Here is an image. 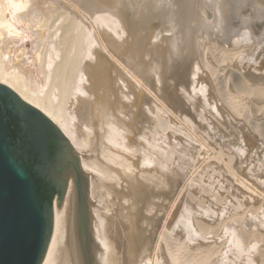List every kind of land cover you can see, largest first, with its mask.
<instances>
[{"label":"rangeland","instance_id":"374dc122","mask_svg":"<svg viewBox=\"0 0 264 264\" xmlns=\"http://www.w3.org/2000/svg\"><path fill=\"white\" fill-rule=\"evenodd\" d=\"M72 1L73 0H70L69 2H72ZM78 1H79V3L75 0V2L77 3L76 5L80 9V11H82V12L85 11V15L86 16L88 14H89V16L92 14V16L89 17L90 19L91 18L93 19V14H95V13L98 14L100 12L102 13V11L104 13L105 11L108 12V10H110V11L112 10L111 11L112 14H115L116 12H120V13H118V15H119V17L122 16L121 19L124 22L123 26H124V30L125 31L124 32L122 31L121 35L118 36L119 35L118 34L117 36H115V38H117L121 43L122 42L123 43L126 42V45L127 46L129 45L127 47V46H125V44H122V45L125 46L126 49L124 48V46H123V48L125 49V51H126L127 54L128 53H132L133 54V50L134 49L136 50L139 47L142 48V49L139 48V50L141 49L140 51H144L143 52V55H144V53H146V51L147 52H148V50H149V52L151 51L152 53L150 52V54H145V55H147L150 58L153 57L151 54H153V51L155 49H156L154 51L155 54H156V52L158 53L157 57L156 56H155L156 58L153 57L152 58L153 61L150 60V62H149V59L150 58L149 59H146V56H144L145 57V61H143V59H144L143 55H140L143 58L137 56V55H139L137 52L140 53V51H137V50L135 51L136 53H134V54H136V55H134V56H137L138 58H136V57L134 58V56H133L132 58L130 57V59H129L126 56V54L121 55L122 54L121 52H120L121 54L120 53H117V56L116 55L114 56V58L116 60L118 59V61H117L118 63L119 62H124V64H125V62H126L127 64L124 65L122 63H119L120 68L122 67V69H120V68L119 69L121 71H125V72H122L121 73V71L120 72L117 71L118 73H120V80H119V82H120L121 85L119 86L118 91H117L116 88H115L114 91H112V95L110 96V100L108 99L109 101H112V105L113 106H115V104H116V106L118 105V109L114 108V110L109 114L110 116L112 115V117H108L107 119H105L104 120L105 123H104V121H101L100 124L97 123V122H95V120H96L95 117L89 118V117H87L88 115H86L84 112L83 113H80L79 111H76L75 110V112L72 113V111L70 110V108L68 110V113L66 111V114H65L66 120H68V122L70 121L69 124H71V126L74 128L73 130H74V133L76 134V139H77L75 141H76V145L79 147V149H76V147L74 148V146H72V147H73V149L76 152V155H77V158H78V164H79V166L81 168L82 175H83L82 177L83 178L86 177L85 178L86 180L83 181V183H84V185L86 187V192H85L86 194H84L81 197L82 198V201L81 202H79L78 198L75 197V184L72 183V186H71L72 187V190H73V197H72L73 198V207H72V211L75 212V213L73 212L74 213V217H75L74 218V221H75V227H76V230H77V233H78L77 234V237L79 238V240H78V242H79L78 243V246H80L79 247V250H80V263L81 264H120L121 263V262L120 263L118 262L121 259V256H119L120 255L119 254L120 251H118L120 248H117L116 246H114V245H117L116 242L113 245V243H112L111 239L109 238L108 234L105 235V233L108 232V227H107L108 224L106 225V223H107V221L109 223V218L107 216L108 214L106 215L105 210L103 209L104 208V205H103L104 203H102V201L100 199V197H101V195H100L101 194V190L98 189V188L96 190V188L94 187L95 188L94 191H93L94 194L93 195H92V193L90 194V191L89 190H92V188L90 189V187H89L90 184H89V181H88V178H87V173L86 174L83 173L84 172L83 171L84 168L81 165V163H82V159L81 158L82 157H80V155L83 156V158H85V161L87 160V163L89 165V168L95 167V165L98 164L100 161L98 162V158L97 157L95 158V155L92 156L95 153L91 154L92 152H94V150H93L92 147H90V146H92L91 145V141H89L87 139V136L90 135L91 133H94L92 135V136H94V135H96L94 131L99 132L100 130L102 131L101 133L104 136V135H106V133H109L110 132L108 128H110V127L113 126V125H111L112 122L113 123L115 122V123H119V124H124L125 123V120H127V122L128 121L129 122L128 123L126 122L127 126L125 127L126 129H124V131H123V132L126 133L125 134L126 135L125 136L126 138L125 137H124V139L121 138V139H123V140H121V143L122 142L126 143L128 145V149L126 151H124L123 148L120 146L121 144H119L117 146H118V148L121 149V151H124L128 155V163H130V164H126L125 166H128L129 170L130 171L133 170L132 172H134V175L136 174L135 175L136 177L138 176V177H140L144 181V185L146 186L148 192H150V194L152 195L151 198L149 197L151 195L148 194V196H147V198L149 197V199H150V201L148 202L150 205L147 202H145L144 200H140L139 201L135 197L133 198L134 202L139 201V203H141V202L143 203V207H140L139 209H143L142 211L145 213L144 214L145 218L147 217V219L149 221H151V222H148L147 221L148 225L146 227H148L147 228L148 230L145 232L148 235H151V236H148L147 234H145V239H146V235H147V237L149 239L151 237V239H150L151 241L148 240L149 241V245L145 247L144 253L142 252L143 251L142 250V247H140L141 249L138 248V250L135 249L134 254L136 256H138V255H140V256H138L137 261H134L133 264H137L138 262H139L138 264H145V262H146V264H161L160 263L161 261H162V263H163L164 260L165 261H167V260L169 261V259L167 258V256L170 259H172L171 256H170V254H167L168 253L167 251L165 252V250H162V252L163 251L165 252V253L164 252L162 253L161 250H160V247H159V246H161V248H163L162 245H160V244H162L161 242H163L166 237H167L166 240L168 242L171 241L173 243V245H175V248H178L179 247L178 250L181 249L182 251H188L189 253H191V255L194 254L195 256L196 255L199 256L200 254L203 255L204 253H205L204 255H206V252L208 251L207 253L211 254V256H207L206 260L208 261V259H209L208 262H210V263L206 262L205 264H264V252H262V251H264V231H263V229H264V216H263V212H264V198H263L264 197V192L262 193V192L259 191V190L264 191V188L262 190V187L264 186V180H262L264 178L263 177L264 176V169H263L264 168V149H263L264 148V125L261 124V123L264 124V120H263L264 119V97H263L264 96V46L261 47L262 45H264L263 44L264 43V40H263L264 39V6H263L264 5V0H208V1L207 0H199V1L198 0H174L175 2L177 1L176 3H174L173 0H170V2L169 1H166V0L165 1H163V0H156V4L154 3L155 0H151L152 2L150 0H148L149 1L148 3H147L146 0H143L144 2H142V0H137V1L136 0H119V1H117V0H112V1L111 0H107V1L106 0H103V1L102 0H95L94 1L93 0L95 3L92 2L91 0H89V1H91L90 7L88 5V3H89L88 0H86L85 3H83L84 2L83 0H82L83 2L81 0H78ZM132 1L134 3H136V2L137 3L136 4H133V3H131ZM138 2H140V3H138ZM168 2L171 5H169ZM212 2H215V3L213 4ZM82 3H83V5H82ZM86 3H87V5H86ZM143 3H144V5L146 7L143 6ZM149 3H150V8H149V5H148ZM157 3H158V5H157ZM191 3H193V4H191ZM139 4L140 5L142 4V5L140 6ZM181 4L183 5V7H181ZM79 5L81 7H84V9H85V7H87L86 10L87 9H90L91 10V14H90V10H88L89 12H87L83 8L81 9L79 7ZM163 5H166V7H163ZM206 5H208V6H206ZM130 6H135V7H138L139 6L141 8H135V7L134 8L133 7L130 8ZM168 6H172V8L171 7H168ZM179 6L181 7V9L184 8V6H187L188 8H190V6H191V9H189L190 10V13H189L188 8L185 7L184 9H186V13L188 12L187 15H186V13L184 12V10L182 11V10L179 9L180 8ZM246 6L247 7L249 6L248 9L246 8ZM91 7L92 8H95V9H92ZM96 7L97 8L99 7L98 8L99 10L96 9ZM121 7H123V8H121ZM151 7L152 8H155V9H152ZM173 7H176V8L179 7V8L176 10V8H173ZM119 8H120V11H119ZM193 8H194V10H193ZM220 8H221L222 11L223 10L224 11L222 12L220 10ZM257 8H259V9H257ZM166 9H168V10L170 9V10L168 11ZM134 10H137V11H134ZM157 10L160 13H158ZM178 10L182 11L183 13H181L180 11L178 12ZM218 10L221 13L220 12H217ZM131 11H133V12H131ZM166 11H167V13H166ZM170 11H174L175 13L170 12ZM152 12H153V14H152ZM177 12L179 14H183V16L181 15L182 16L181 17L179 14L176 15L177 17L176 16H173V14L175 15ZM242 12H244V13H242ZM147 13H149V15L151 14V16L147 15ZM165 13L167 15L169 14V16H170V13H171V15L173 16V19L174 20H177V21H174L173 19H170L169 20L168 16ZM184 13H185L186 16H190V18L191 17H193V18H191V20L190 19H187V22H186L185 21L186 19L184 18V16H185ZM191 13H193V14L195 13V14L193 15ZM131 14H135V15H131ZM141 14H142V16L145 15V16H143L144 18L141 16ZM129 15H130V17H128ZM154 15H156V16H154ZM132 16H135V17H132ZM137 16L138 17L141 16V17L138 18ZM172 16H170V17L172 18ZM178 16L181 17V18L178 19ZM221 16L223 17V19H221ZM123 17H125V18H123ZM164 17H165V20H164ZM174 17H176L177 19L174 18ZM182 18L185 19V20H182ZM186 18H188V17H186ZM195 19H197V20H195ZM154 20H155V22H154ZM181 20L183 22V25L182 24H178V26L176 25L178 27V28L176 27V31L178 33L176 31L174 33V30H173L174 28L173 27H175L174 26L175 24L172 25V24H170L171 22H169V21H172L173 23H179V22L182 23ZM188 21H191V22H188ZM18 22H19V20L17 19L16 20V24H17L16 27L17 26L20 27V28L17 27V30L19 29L18 30V33L20 32V34H21V31H23L24 34L22 35L21 39H19V41L15 44V46H16V47H14L15 49L14 48L13 49H6V50L3 49L5 52L3 53L4 55L3 54L2 55L5 57L6 67L8 68V70L17 72L19 75H22V77H23L22 79H23V82H24V83L23 82L22 83L24 85H27L30 89L32 88V91L38 93L41 90L42 92L40 91L39 94L40 95H43V94L45 95V94H47V92L49 90V86L46 85V84H48V81H46L47 80L46 79L47 74H46L45 71L42 72L43 74L40 72V71H43L45 68L43 69V67L41 65L34 66L33 63H32V61H31L32 58H30V59L28 58V57H32V55L28 51L29 48H30L29 50L31 51V44H30V41H31V38H30L31 30H29L30 28H27V26L29 27V25H27L24 21H21L20 20V22H21L22 25L20 24V22L19 23ZM129 22L132 23V24H129ZM157 22H159V23H157ZM255 22H256V24H255ZM156 23L157 24L162 23L163 25L161 24L159 26ZM226 23H227V25H225ZM167 24H170L173 27H170V25H169V27H167L168 26ZM184 24H185V26H184ZM131 25H132V27H130ZM133 26L135 28V31L134 32H137V30L139 29V27H140L139 32L140 31L142 33L144 32L143 34L141 32L139 33L140 36L143 35V38L141 37L142 39H139L140 41L139 40L138 41H134L133 39H135V38H133V37L129 38L131 36V34H130L131 30L134 29ZM154 26L157 27V28L154 29ZM161 26H164L165 28L164 27H161ZM183 26H184V29H183ZM220 26H223V27H220ZM158 27H160V29ZM24 28L25 29L27 28V29L25 30ZM152 28H153V31L158 29L157 30L158 32L159 31H163L164 29H165L164 31H167L168 30L167 32H169V34L167 32H164V33L161 32L162 35L166 33L167 36L166 35H163L162 36L160 34L166 40V41H164V39H163V41H164V44L163 45L162 44H159V45L158 44L157 45L155 44L156 43L155 42L156 39H157L156 41L159 42V40L162 39V38H161V36H159V33H157L158 36L156 34H155L156 36L155 35L152 36L153 35V33H151ZM180 29L181 30H184L185 31V34L182 31L180 32L179 31ZM145 30L146 31L151 30V31L146 32ZM157 31H155V32H157ZM231 31H232V33H231ZM29 33H30V35H29ZM173 33L174 34H177V35L175 36ZM13 34L15 35L16 33H13ZM17 34H16V36L18 37L19 34L18 35ZM178 34H180V35H178ZM28 35H29V37H28ZM147 35L148 36L151 35L152 37L151 38L150 37H147ZM230 35H231V37H230ZM189 36H190V38H188ZM173 37L174 38H177V40L175 39L176 42H174V40H173V43H170L172 41V38ZM178 37H182V39L183 40H186V41L183 42V40L181 38L178 39ZM236 37H238V38L236 39ZM125 38L128 39V40H130V41L127 42L125 40ZM145 38H147V39L150 38L152 40V42L154 40V42H155V43L153 42L154 45L152 44L151 40L147 44L145 42V41H147V39H145ZM225 38H227V39H225ZM163 41L160 40V42H163ZM168 41H170L169 44H172L171 45L172 46L171 48L168 46V44L165 47V45H166V43ZM236 41H237V43H236ZM177 42H179V43L181 42V44H184L185 47L183 45L180 46L179 43H177ZM199 42H202V43H199ZM232 42H235V43H232ZM22 43H25V44H22ZM19 45L20 46L23 45V46L27 47L26 48L27 49V52L21 54L20 51H19V48H21V47ZM130 45H131V48H130ZM137 46H139V47H137ZM176 46H180V47H178V49H177ZM133 47H137V48H134L133 49ZM167 47L169 48V50L171 52H173V54L168 51V48ZM145 48L146 49L148 48V50H145ZM164 48H167V49H164ZM171 49H173V50H171ZM247 50L249 51V53H247L248 52ZM181 51H183L182 52L183 54H181L182 55V58H181L180 53H179ZM193 51H195V52H193ZM176 52H177V54H176ZM237 53H239V54H237ZM28 54L30 56H28ZM159 54H163V57L164 58H166L168 56L167 58L171 61V62L169 61L170 63L168 62L170 65H177V67L179 65V68H180L181 73H182V71H186L187 70L186 73L193 74L192 77L194 75H195L194 77L197 76L198 77L197 78L198 81H201V83H203L202 84L203 85L202 86L203 88H200V86H198L197 88H200V89H197L194 86L192 89H190L191 86L193 85V84L192 85L190 84V88H189L190 90L189 89L186 90V87H185L186 86V83H187V81H190V80H186V79H188L187 77H189V75L186 74L185 72H183L184 75L182 76V79L185 77V79H183V80H186L185 81L186 83L183 80H181V82H180V79L181 78L179 79V77L177 76L178 79H179V81L177 80V78H176V80L179 83H177L178 85L174 88V91L176 93H178L177 94L178 95V99L175 100V102H176L175 103L173 97H170L169 95L167 96V94H165L166 92H162L163 90H165V91H172V90H170L171 87H169L168 84H170V81L173 82L172 80H174V78H172V80H171V77H170V79H168L169 81L167 80L168 82L167 81L166 82L165 81L164 82L162 81L164 85L166 84V87L163 88V90H160V89H162V87H164L163 85H162V87H161V85H159V86L156 85L155 86V84L158 83L157 78L160 77L161 74H162V72H164V70L167 69L166 66H164L163 63L162 64L159 63V61L160 62H164L165 61V60L163 61V59H161L162 57L159 58L160 56H162V55H159ZM169 54H172V55H169ZM173 55H174V57L175 56L177 57V58L176 57L175 58L173 57V59H175L176 62L175 61L173 62L170 59V57H169V56H171V58H172ZM178 55H179V57H178ZM183 55H184V57H183ZM118 56H119L120 59L118 58ZM123 57H125V58H123ZM27 58H28V61H27ZM157 58H159V59H157ZM167 58H166V61H168ZM121 59H123V61H119ZM124 59H126V60H124ZM141 59H142V61L145 64H142L143 62L141 61ZM136 60H138V62ZM206 60L209 61V62H206ZM156 61L158 62V64H160L159 66L158 65L155 66L156 65ZM194 61H196V62H194ZM200 61H201V64H200ZM148 62H149V64H148ZM131 63L132 64L134 63V65H132ZM146 63H147V66H146ZM150 64H152V65H150ZM30 65H31V67H30ZM142 65L144 67H142ZM182 65H184L183 66L184 69H186V67H187V69L184 70L183 67H181ZM185 65H186V67H185ZM224 65L227 66V67H223ZM162 66L165 67V68L164 69L161 68L159 70V68L162 67ZM213 66H214V68H213ZM221 66L223 67V69L221 68ZM27 67L33 69V73H32V70L31 69H28ZM129 67H131L130 68L131 70L132 69H135V70H132L133 73L131 72V70L129 69ZM148 67H150V68H148ZM219 67H220V70L221 71H225L226 70V72H222L223 73V76H221L222 75L221 73H220L221 75L219 74L220 77L217 74V72L220 71V70H218ZM37 68H38V70H37ZM206 68H207V70H208V68H210V69H212L214 71V74H212V76H214L215 79H217L219 77L218 78V81L219 82L217 80H213V77H210L212 79H210L208 77L207 81L204 82V80H205L204 77H207L206 76V74H207L206 72L207 71H205ZM229 68H232V71ZM126 70H127V73H126ZM139 70H141V71H139ZM136 71H138V72H136ZM157 71L158 72L160 71L159 74H158ZM154 72H156L157 74L154 73ZM34 73L37 76H35ZM145 75H147V76L151 75L150 77H152V78H148V77L146 78ZM27 76H28V78H27ZM134 76H135V78H134ZM137 77H139V79H137ZM190 77H191V75H190ZM147 79H149V80H147ZM143 80H147V81H143ZM208 80H210L211 82L208 81ZM140 82H142V83H140ZM149 82H151V83H149ZM212 82H214V83H212ZM150 85H152V87H156L158 89L160 88L159 89L160 91L158 89H157V91L159 92V94L161 92L162 95H158V96L157 95H153L152 93L154 92V94H155V90L156 89L154 88V89L151 90V88L149 87ZM250 85L253 86V87H251ZM209 86H211V87L209 88ZM36 87H37V89H35ZM187 87H188V85H187ZM261 87H263V88H261ZM39 88H43V89H39ZM216 89H217V92H216ZM194 90L195 91H197V90H200V91L203 90V91L198 92V94H195L196 93L195 92L194 94L196 96H194V94L193 95L191 94L192 95L191 96L189 93H191V92L193 93ZM247 90H248V92L250 90V92H249L250 95L247 92ZM130 91H133V92H130ZM137 92H139V93H137ZM124 93L126 94V96H125L126 99L123 96ZM232 93H233V95L235 93H237L236 96L234 95V98H233ZM242 93H243V95H242ZM140 94H142L143 97H142V95L140 97ZM156 94H158V93H156ZM188 94L192 98H189L188 97L189 96ZM227 94L229 96L231 95L229 97L230 99H228V97H226V96H228ZM163 95L166 98H164ZM244 95H247V96H244ZM260 95H263V96H260ZM144 96H146L147 98H144ZM154 96H155V98H154ZM161 96L164 99H162ZM254 96H256V98ZM257 96L258 97L260 96V97L258 98ZM157 97L160 98V100L164 104ZM240 97L242 99H239ZM90 98L93 99V96H91ZM199 98H201V99H199ZM225 98L228 101L227 100H224ZM95 99H97V98H95ZM170 99H172V100L169 102L168 100H170ZM234 99H236L237 101H235ZM254 99H257V101L254 100ZM260 99H263V100H260ZM133 100H134V102H130V101H133ZM138 100L139 101L142 100V101L139 102ZM204 100H206L207 102L204 101ZM250 100H251V102H250ZM128 101H129V103H128ZM188 101H189V103H187ZM171 102H172V104H171ZM177 102H178V104H177ZM197 102L198 103L200 102V103L198 104ZM227 102H230L229 105L227 104ZM231 102H233V103H231ZM234 102H236V103H234ZM239 102H241V103H239ZM173 103H175L177 105H175V104L173 105ZM125 104H128V105H125ZM202 104H204V105H202ZM232 104H235V105L236 104H240V106L239 105H236V107H235V105L232 106ZM129 105H131V108H129L130 107ZM136 105H138V106H136ZM157 107H159L161 110L163 108V110L161 111ZM233 107H235V108H233ZM138 109H140L141 112H142V110L144 111V114H142V116L141 115H138V113L141 114V112H139L140 110H138ZM233 110H235V111H233ZM239 110L241 112H245L246 111L245 113H243L245 115L244 116H243V114L240 115L241 112H239ZM114 111L115 112H118V113H115ZM133 111H135V114L134 113L133 114L135 115V119L137 121L133 120V118H134L133 116L134 115L131 114ZM152 111L155 113V116L153 115L154 113ZM70 112H71V114H70ZM203 112H204L205 115L203 114ZM259 112H261V113H259ZM255 113H257V114H255ZM136 114H137L138 117L140 116L141 118L142 117L143 118L142 119L140 117H139L140 119L137 118ZM70 115L71 116H74V117H71ZM207 115H209V116H207ZM211 115H212V117H211ZM158 116L161 119L160 120L161 122H163L164 119L167 118L162 123V128L163 129L160 128L158 126V124H157L158 121H157L156 118H158ZM166 116H169V117H166ZM70 117L73 118V120H69V119H71ZM211 118H212V120H211ZM171 119H172V121H170ZM123 121H124V123H123ZM208 121H210V122H208ZM247 121H248V123H247ZM256 121H259V122L261 121V122L259 123V122H256ZM255 122H256V124H255ZM107 123H108V125H107ZM167 123H168V125L170 124L171 126L169 125L170 126L169 127L167 125ZM190 123L191 124L196 123V125L194 124V126H191ZM164 124H166V126ZM173 124H174V126H173ZM98 125H100L101 127L98 126ZM157 126L160 129H158ZM187 127H189V128L191 127L196 133L192 129L189 130ZM220 127H222V128H220ZM252 127H254L255 129L252 128ZM184 128H185L186 137L191 138V139L188 138V140L190 142L188 140H186V138H185V140L182 139V138L185 137L184 132L181 133L182 131H184ZM186 129H187V131H186ZM203 129H205V130H203ZM160 130L162 131V133H161ZM175 131H177V132H175ZM167 132H169V134ZM171 132H172L173 135L171 134ZM163 133L164 134L167 133V134H165L164 136H162ZM213 133L216 134L215 137L212 136V135H214ZM207 134L209 135L210 138H213V139H211L212 142H211V140H208L210 138L207 136ZM203 135H205V136H203ZM200 136H202V138ZM228 136H230V137H228ZM243 136H245V137H243ZM247 136H249V137H247ZM216 137H217V139H216ZM238 137L239 138L241 137V140H239ZM193 138H195V139H193ZM156 139H157V141H156ZM164 139H166V140H164ZM218 139H222V140H218ZM253 139H254V142H253ZM85 140H87L88 142L85 141ZM213 140H215V141L213 142ZM242 140H244V141H242ZM246 140H248V142H250V143H248ZM105 141H107V140L105 139ZM175 141H176V143H175ZM183 141H185V144H184ZM192 141H193V143H192ZM237 141H239V142H237ZM251 141L254 143V145H255L254 147L253 146H250V144L253 145ZM177 142H178L179 145L177 144ZM195 142H197V143H195ZM207 142H209V144H207ZM221 142L223 143L222 144L223 146L221 145ZM107 144H110V143L107 142ZM228 144H230L229 146L231 148H232V146L233 147H236V148L237 147H240L241 150H242V154H241L242 156L239 155V157H240L239 159H241L242 162H240V164H239V162L237 163V161H236V163L238 164L237 165L238 167L233 166V164H234L233 161L232 162H229L233 167L227 166V164H229V163H227L228 160L226 162L224 161V157L229 156L226 153H229V152L232 151L231 148H228L229 147ZM233 144H235V145H233ZM213 145H215V146H213ZM93 146H95V144ZM259 146H261V147H259ZM221 147H223L224 150H222L223 148H221ZM255 147H257L258 149H256ZM181 148L183 149V151H181L182 150ZM240 148H238V149L240 150ZM253 148H255V149H253ZM215 149L216 150H219V151L217 152ZM80 151H81V154H80ZM173 151H175V152H173ZM170 153H172V154L175 153V155H174L175 158L172 156L173 159H171L170 158L171 157V154ZM177 153H179V154H177ZM247 153H248V155H247ZM250 153H251V155H250ZM191 154H192V156H191ZM85 155L86 156L88 155V157H85ZM252 155L253 156L255 155V156L252 157ZM144 156H146V157L149 156L151 158L153 157L152 158L153 159L152 162L151 161L145 162V161L141 160V159L144 158ZM217 156H221V158L223 156V160L222 159H219V157H217ZM146 157H145V159H146ZM166 157H167V159L169 158L170 161H172L173 163L172 162H168L169 159L167 161ZM258 157H259V159H258ZM209 158H211V159H209ZM217 158H218V160H217ZM227 158H225V159H227ZM254 158H255V160H254ZM202 159L204 160V162H203ZM214 159H215V161H214ZM236 160H238V157L236 158ZM256 160H258V162H256ZM95 161H97L98 163L97 162L95 163ZM223 161H224V163H223ZM142 162L145 165H142ZM167 162L170 165L172 163V165L169 166L167 164ZM206 163H207V165H206ZM210 163H211V165H210ZM146 164H148V165H146ZM200 164H201V166H204V167H201ZM251 168H252V170H251ZM197 169H198V172H197ZM225 170H227V171H225ZM91 171H93L92 168H91ZM130 171H128V172H130ZM199 171H201V172L199 173ZM235 171H236V173H235ZM125 172H127V171H125ZM195 173H196V175L198 173V175L196 176ZM228 173H229V175H228ZM242 174L247 175V176L245 177ZM254 175L255 176L257 175V176L255 177ZM146 176H147V178H146ZM189 176L190 177H193V178H195V177H198V178H195V180H194L193 178L191 179ZM216 176L222 178V179L219 178V180H218V182H220V183H218L217 180H216L218 177L217 178H212V177H216ZM253 176L257 180H255V178ZM131 177H133V173H132ZM180 177H181V179H180ZM209 177L212 178L211 179L212 182L215 179L216 180V181L214 180L215 183L210 182L211 180L208 179ZM169 178H170V180H169ZM252 178H254V180ZM234 179L236 181H234ZM247 179H248V181H247ZM258 179L259 180L261 179L262 182H261V180L259 181ZM237 180L241 183L240 185L237 184ZM196 181H198V183H200L201 185L198 184V183H196ZM222 181H224V182H222ZM226 181H228V182H226ZM206 182H207V184H204ZM216 182H217V184H216ZM147 183H148V185H147ZM172 184H173V186H172ZM208 184H210V185H208ZM156 185H158L159 187L156 186ZM198 185H200V186H198ZM163 187H164L165 190L162 193H159V195H158V192L162 191L161 189ZM207 187L209 189H207ZM213 187L214 188L216 187V188L214 189ZM254 187H256V188H254ZM148 188L149 189L150 188H153V189H150L149 190ZM155 188H156V190H159L157 188H160V190L159 191H156V192H153L155 190ZM187 188H188V190H187ZM240 188H241V190L242 189L243 190L241 191ZM191 189H193V190L191 191ZM199 189H201V193L202 194H200V190ZM182 190H184V191H182ZM197 190H199V193H198ZM221 192H223V193H221ZM98 193H99L100 196L98 195ZM156 193H157V196H156ZM222 194H224V195H222ZM259 195H260V197H259ZM97 196H98V198H97ZM217 196H219V197H217ZM74 197H75V200H74ZM156 197H158V198H156ZM243 197H245V198H243ZM96 198L98 199V201H97ZM213 198H216L215 199L216 201ZM224 198H225V200H224ZM151 199L154 200V202L157 201V203H154ZM102 200H104V199H102ZM237 200H239V201H237ZM231 201H232V204L233 205H231ZM144 202H145V204H144ZM234 203H235L236 206L234 205ZM254 203L256 204V206L254 205ZM167 204H170V205H167ZM216 204L218 206H216ZM144 205H146V206H144ZM149 206H151V207H149ZM152 206H154V207H152ZM208 207H209V209H208ZM176 208H178V209H176ZM221 208L222 209L224 208V210L221 211ZM258 208H259V210H258ZM246 209H247V211H246ZM202 210H203V212H202ZM225 210L226 211L228 210V211L226 212ZM146 211H148V213H150L149 216H146V215H148V213H146ZM252 211H253V213H251ZM185 212H186V214L183 215V213H185ZM211 212H212V214H211ZM203 213H208V214H204L203 215ZM152 214H154L155 217H153ZM216 214L218 216H216ZM223 214L227 216L226 217V220H225V218H221V217H224ZM242 214H243V216H242ZM103 215L106 218V220L103 218ZM248 216L251 217V218H249ZM254 216H256V217H254ZM217 217H219V218L217 219ZM242 217H244V218H242ZM162 218H163V220H162ZM168 218H170V220H168ZM220 218L223 219V220H219ZM207 219H208V221H207ZM140 221H141V218H140ZM241 221H243V222H241ZM103 222H105V224ZM165 222H166V224H165ZM194 222H195V224H194ZM241 224H243L242 225L243 227L239 226ZM104 225H105V228H104ZM165 225L167 226L168 233L170 232V234L166 233L167 231H166V227H164ZM226 225H228V226H226ZM139 226L141 228L139 230V234L142 236L143 232H141V230L144 228L145 224L142 222V225L140 224ZM181 226H183V227H181ZM199 226H200V228H199ZM204 226H206V227H204ZM210 226H212V227H210ZM95 227H96V230H95ZM160 227H162V228H160ZM222 227H224L225 229L224 228L222 229ZM163 228H164V232L162 231ZM202 228H204V229H202ZM216 228L217 229L219 228V230H217ZM180 229H181V231H180ZM212 229H214V230H212ZM230 229H231V233H232V237L233 238L231 237L229 240L226 238L227 239L226 240L225 237H227V234H229L228 233V230H230ZM207 230H208V232H207ZM220 230H221V232H220ZM240 230H241V232H240ZM104 231H106V232L103 233ZM160 231H162V235H164L163 233H165V236H162ZM213 231L214 232L217 231V232L213 234ZM243 231H244V234H243ZM236 233H238V234H236ZM103 234H104V236L106 238V239L104 238V240H103V236H102ZM119 234H120V232H119ZM224 234H226V236ZM253 234H254V236H253ZM112 236H114L113 233H112ZM170 236H172V237H170ZM247 236L248 237H251V238H248ZM107 238L110 239L109 242L112 243V244H110L108 242ZM158 238L161 239V240L159 239V242H158ZM243 238L251 239L249 243L252 244L253 246H251L249 244V247L251 246L250 250L251 251L254 250L255 251V254H254V252H251L249 249H247L249 251V252L247 251L248 252V254H247V252L245 250L246 248L244 249L245 252L243 251V248L240 247L242 244H244V239ZM115 239L117 240V238H115ZM105 240H106V242H104ZM222 240L225 241V242L223 243ZM225 243H227L228 245H226ZM239 243H241V245ZM105 244H106V247H105ZM204 244H205L206 247L204 246ZM217 244L219 246L220 245H223L224 246V247L222 246V249L219 252H217L218 251V247H219ZM230 244H231V246H229ZM232 246H233V248H232ZM208 247H210V248H208ZM146 248H147V250H146ZM205 248H207L209 250H207ZM226 248L230 251V253H231L230 256H232L233 258L232 257L230 258V256L229 257H225V258L224 257H220V255H222L221 252L223 253L224 249H226ZM164 249H165V247H164ZM154 250H155V252H154ZM201 250H203V251H201ZM238 250L239 251L241 250L244 253L243 254L242 253H238ZM199 251L200 252H203V253H200V254L197 253ZM211 251H212V253H211ZM236 252L239 255H237ZM159 254H162V255H159ZM165 254H166V257L165 258L167 260L163 257V256H165ZM240 254H242L243 256L240 255ZM157 255L160 256V257H163L164 260L162 258L158 257ZM139 258L141 259L140 261H139ZM167 262L166 263L164 262V263L167 264ZM171 263H174V262H170L168 264H171Z\"/></svg>","mask_w":264,"mask_h":264},{"label":"bare ground","instance_id":"6f19581e","mask_svg":"<svg viewBox=\"0 0 264 264\" xmlns=\"http://www.w3.org/2000/svg\"><path fill=\"white\" fill-rule=\"evenodd\" d=\"M70 0H0V82H3V83H5V84H7L8 86H10L12 89H14L24 100H26V101H28V102H30L31 104H33L34 106H36L37 108H39L46 116H48L57 126H58V128L62 131V133L67 137V139H68V141H69V143L72 145V146H74V148L76 147V149H79V147L76 145V141L75 140H77L76 139V134L74 133V128L71 126V124H69L70 123V121L68 122V120H66V116H65V114H66V111H67V113H68V110H69V108H70V110L72 111V113L73 112H75V110L76 111H79L80 113H85L86 115H88L87 117H89V118H92V117H95V122H97V123H99L100 124V122L101 121H104L105 119H107L108 117H112V115L110 116L109 114L114 110V108H116V109H118V105L116 106V104H115V106H113L112 105V101H109L110 100V96L112 95V91H114L115 90V88L117 89V91H118V88H119V86L121 85L120 84V82H119V80H120V73H118V72H120L121 70L120 69H122V67L120 68V65H119V63H122V64H124V62H117L118 61V59L116 60L115 58H114V56L116 55L117 56V53H120L121 55H123V54H126V56L130 59V57L132 58L134 55H136V54H134V53H136L135 51L137 50V51H140L142 48L141 47H139V46H137V47H139V48H141L140 50H139V48H137V47H133V49L134 48H137L136 50L134 49L133 50V54L132 53H126V51H125V46H127L126 45V42L125 43H121L117 38H115V36H117L118 34V36H120L121 35V33H122V31L124 32L125 30H124V26H123V24H124V22H123V20L121 19V17H119V15H118V13H120V12H116L115 14H112V10L110 11V10H108V12H104L103 13V11H102V13L100 12V13H98V14H93V19L91 20L89 17L90 16H92V14H91V10L90 9H87L86 10V8L87 7H85V9H84V7H81L80 5H79V7L82 9H84V10H86L87 12H89L88 10H90V16H89V14L86 16L85 15V11L84 12H82V11H80V9L78 8V6L76 5L77 3L75 2V0H73L72 2H69ZM78 3H79V1L78 0H76ZM82 1V0H81ZM84 1V2H83ZM82 2L83 3H85L86 2V0H83ZM92 2H94L93 0H91ZM91 1H89L88 0V5H89V7H90V3H91ZM103 1V0H102ZM107 1V0H106ZM112 1V0H111ZM117 1H119V0H117ZM116 1V2H117ZM137 1V0H136ZM147 1V3L149 2L148 0H146ZM151 1V0H150ZM163 1H165V0H163ZM166 1H169L170 2V0H166ZM174 1V0H173ZM199 1V0H198ZM208 1V0H207ZM142 2H144L143 0H142ZM152 2V1H151ZM159 2V1H158ZM168 2V3H169ZM172 2V1H171ZM177 2V1H176ZM175 1H174V3H176ZM201 2V1H200ZM224 2V1H223ZM83 3H82V5H83ZM95 3V2H94ZM131 3H133V4H136V3H134L133 1L131 2ZM138 3H140V2H138ZM155 4H156V0H155V2H154ZM166 3V2H165ZM173 3V2H172ZM208 3V2H207ZM213 4L215 3V2H212ZM257 3V2H256ZM75 4V5H74ZM98 4V3H97ZM101 4V3H100ZM132 4V5H133ZM153 4V3H152ZM164 4V3H163ZM178 4V3H177ZM191 4H193V3H191ZM226 4V3H225ZM260 4V3H259ZM86 5H87V3H86ZM93 5V4H92ZM131 5V4H130ZM140 5V4H139ZM142 5V4H141ZM140 5V6H141ZM149 5V8H150V3L148 4ZM157 5H158V3H157ZM169 5H171L170 3H169ZM174 5V4H173ZM217 5V4H216ZM102 6V5H101ZM118 6V5H117ZM120 6V5H119ZM143 6H145L144 5V3H143ZM154 6V5H153ZM156 6V5H155ZM178 6V5H177ZM188 6V5H187ZM187 6H184V8L186 7V8H188ZM195 6V5H194ZM206 6H208V5H206ZM222 6V5H221ZM264 6V5H263ZM93 7V6H92ZM91 7V8H92ZM131 7H135V6H130V8ZM146 7V6H145ZM157 7V6H156ZM160 7V6H159ZM158 7V8H159ZM163 7H166V5H163ZM168 7H171L172 8V6H168ZM180 7V6H179ZM179 7H173V8H176V10L179 8ZM181 7H183V5L181 4ZM181 7L179 8L180 10H184V12L186 13V9H184V8H182L181 9ZM249 7V6H248ZM248 7L246 6V8L248 9ZM99 8V7H98ZM97 7H96V9H98ZM121 8H123V7H121ZM135 8H141V7H135ZM152 8V7H151ZM207 8V7H206ZM92 9H95V8H92ZM117 9V8H116ZM152 9H155V8H152ZM160 9V8H159ZM162 9V8H161ZM189 9H191V6H190V8H188V10ZM257 9H259V8H257ZM99 10V9H98ZM102 10V9H101ZM122 10V9H121ZM131 10V9H130ZM133 10V9H132ZM139 10V9H138ZM166 10H168V9H166ZM170 10V9H169ZM168 10V11H169ZM172 10V9H171ZM180 10H178V12L180 11ZM193 10H194V8H193ZM212 10V9H211ZM220 10H221V8H220ZM255 10V9H254ZM110 11V12H109ZM119 11H120V8H119ZM124 11V10H123ZM134 11H137V10H134ZM182 11H180L181 13H183ZM222 11V10H221ZM224 11V10H223ZM222 11V12H223ZM252 11V10H251ZM131 12H133V11H131ZM130 12V13H131ZM141 12V11H140ZM157 12H158V10H157ZM170 12H173V13H175L174 11H170ZM176 13L175 15L173 14V16H176L177 14H179V13ZM217 12H220L219 10L217 11ZM256 12V11H255ZM84 13V14H83ZM125 13V12H124ZM136 13V12H135ZM151 13V12H150ZM158 13H160V12H158ZM166 13H167V11H166ZM165 13V14H166ZM185 13H184V15H185ZM188 13V12H187ZM187 13H186V15H187ZM189 13H190V10H189ZM221 13V12H220ZM242 13H244V12H242ZM140 14V13H139ZM152 14H153V12H152ZM163 14V13H162ZM191 14H193V13H191ZM195 14V13H194ZM193 14V15H194ZM223 14V13H222ZM131 15H135V14H131ZM138 15V14H137ZM147 15H149V13H147ZM146 15V16H147ZM167 15V14H166ZM180 16L182 15L183 16V14H179ZM185 15V16H186ZM192 15V16H193ZM262 15V14H261ZM141 16H142V14H141ZM140 16V17H141ZM143 16H145V15H143ZM142 16V17H143ZM149 16H151V14L149 15ZM154 16H156V15H154ZM162 16V15H161ZM168 16V18H169V20L170 19H173V16L171 15V13H170V16H172V18L169 16V14L167 15ZM181 16V17H182ZM184 16V18L186 19H183L182 18V20H185L186 22H187V19H190L191 20V18H193V17H191L190 18V16H186V17H188V18H186ZM248 16V15H247ZM258 16V15H257ZM128 17H130V15L128 16ZM132 17H135V16H132ZM138 17V16H137ZM140 17H138V18H140ZM158 17V16H157ZM177 17V16H176ZM176 17H174V18H176ZM181 17H179L178 16V19H180ZM252 17V16H251ZM123 18H125V17H123ZM127 18V17H126ZM144 18V17H143ZM153 18V17H152ZM246 18V17H245ZM260 18V17H259ZM19 20V22H20V20L21 21H24L27 25H29V27L27 26V28H30L29 30H31V35H30V33H29V35H30V38H31V41H30V44H31V51L28 49V51L30 52V54L32 55V57H28V56H30L29 54H28V58L30 59V58H32V63H33V65L34 66H39V65H41L42 67H43V71H40L41 73L42 72H46V74H47V77H46V81H48V84H46V85H48L49 86V90H48V92H47V94H43V95H40L39 93H40V91L38 92V93H36V92H34V91H32V88L30 89L27 85H24L23 83V77H22V75H19L17 72H14V71H10V70H8V68L6 67V62H5V57L3 56L4 54V50H6V49H13L14 47H16L15 46V44L19 41V39H21V37H22V35L24 34V32L23 31H21V34H20V32L18 33V30H17V27H19V26H17L16 27V20ZM177 19V18H176ZM198 19V18H197ZM197 19H195V20H197ZM214 19V18H213ZM217 19V18H216ZM221 19H223V17L221 16ZM137 20V19H136ZM141 20V19H140ZM144 20V19H143ZM146 20V19H145ZM148 20V19H147ZM150 20V19H149ZM164 20H165V17H164ZM174 20V19H173ZM182 20H181V22H182ZM157 21V20H156ZM174 21H177V20H174ZM184 21V22H185ZM223 21V20H222ZM228 21V20H227ZM18 22V23H19ZM23 22V23H24ZM131 22V21H130ZM129 22V24H132V23H130ZM142 22V21H141ZM154 22H155V20H154ZM160 22V21H159ZM159 22H157V23H159ZM162 22V21H161ZM165 22V21H164ZM169 22H171L170 24H172V25H174L175 27H173V26H171L170 24H167L168 26L167 27H169V25H170V27H173L174 29V33H175V31H176V27L178 26V24H182L183 25V22L182 23H173L172 21H169ZM188 22H191V21H188ZM214 22V21H213ZM221 22V21H220ZM224 22V21H223ZM135 23V22H134ZM150 23V22H149ZM148 23V24H149ZM156 23V24H157ZM193 23V22H192ZM20 24H21V22H20ZM25 24V25H26ZM140 24V23H139ZM154 24V23H153ZM162 23H160V24H157V25H161ZM187 24V23H186ZM253 24V23H252ZM255 24H256V22H255ZM22 25V24H21ZM24 25V24H23ZM138 25V24H137ZM146 25V24H145ZM156 25V26H157ZM163 25V24H162ZM177 25V26H176ZM188 25V24H187ZM192 25V24H191ZM218 25V24H217ZM225 25H227V23L225 24ZM263 25V24H262ZM103 26V27H102ZM180 26V25H179ZM184 26H185V24H184ZM184 26H183V29H184ZM26 27V26H25ZM130 27H132V25L130 26ZM145 27V26H144ZM148 27V26H147ZM152 27V26H151ZM161 27H164V26H161ZM191 27V26H190ZM193 27V26H192ZM219 27V26H218ZM220 27H223V26H220ZM20 28V27H19ZM26 28V29H27ZM133 28H134V26H133ZM137 28V27H136ZM155 28H157V27H155L154 26V29ZM159 29H160V27H158ZM165 28V27H164ZM178 28V27H177ZM25 29V28H24ZM25 29V30H26ZM130 29V28H129ZM139 29H140V27H139ZM139 29L137 30V32H134L135 31V28L134 29H132L131 30V32H130V34H131V36L129 37V38H131V37H133V38H135V39H133L134 41H138L139 39H142L143 38V35L142 36H140V32H139ZM163 29V28H162ZM182 29V28H181ZM179 30L180 32L182 31V32H184V34H185V31L184 30ZM191 29V28H190ZM195 29V28H194ZM148 30V29H147ZM158 30V29H157ZM157 30H154L153 31V28H152V31L151 30H149V31H151V33H153V35L152 36H154L155 34L158 36V34L157 33H159V36H161L162 34H161V32L162 33H164V32H167V31H157ZM172 30V29H171ZM178 30V29H177ZM187 30V29H186ZM128 31V30H127ZM146 31V30H145ZM149 31H146V32H149ZM155 31H157V32H155ZM192 31V30H191ZM199 31V30H198ZM155 32V33H154ZM177 32V31H176ZM190 32V31H189ZM219 32V31H218ZM250 32V31H249ZM13 33H18L19 34V36L17 37L16 36V34L14 35ZM142 33V32H141ZM144 33V32H143ZM142 33V34H143ZM168 34H169V32H167ZM172 33V32H171ZM173 33V34H174ZM178 33V32H177ZM231 33H232V31H231ZM251 33V32H250ZM17 34V35H18ZM161 34V35H160ZM218 34V33H217ZM244 34V33H243ZM259 34V33H258ZM29 35H28V37H29ZM145 35V34H144ZM151 35H147V37H152ZM155 35V36H156ZM163 35H166V33L165 34H163ZM162 35V36H163ZM175 36L177 35V34H174ZM173 35V36H174ZM178 35H180V34H178ZM224 35V34H223ZM161 36V38L162 39H160V40H162L163 41V39H164V41H166L165 40V38L164 37H162ZM167 36V35H166ZM165 36V37H166ZM169 36V35H168ZM220 36V35H219ZM226 36V35H225ZM228 36V35H227ZM244 36V35H243ZM142 37V38H141ZM222 37V36H221ZM230 37H231V35H230ZM233 37V36H232ZM242 37V36H241ZM240 37V38H241ZM150 38H145V39H147V41H145L147 44H148V42L151 40ZM179 38H181L182 39V37H178V39ZM188 38H190V36L188 37ZM238 37H236V39H237ZM246 38V37H245ZM248 38V37H247ZM155 39V38H154ZM175 39L177 40V38H172V41L170 42V41H168L167 43H166V45H165V47L167 46V44H168V46L171 48L172 46V44H169V42L170 43H173V40H174V42H176L175 41ZM225 39H227V38H225ZM233 39V38H232ZM231 39V40H232ZM263 39V38H262ZM261 39V40H262ZM125 40L128 42V41H130V40H128V39H126L125 38ZM157 40V39H156ZM155 40V42H154V40H153V42L157 45H159V44H164V41L163 42H160V40H159V42H157ZM183 40V39H182ZM202 40V39H201ZM239 40V39H238ZM264 40V39H263ZM140 41V40H139ZM184 41H186V40H183V42ZM188 41V40H187ZM246 41V40H245ZM23 42V41H22ZM151 42H152V40H151ZM152 42V44L154 45V43ZM197 42V41H196ZM144 43V42H143ZM142 43V44H143ZM177 43H179V42H177ZM188 43V42H187ZM199 43H202V42H199ZM229 43V42H228ZM232 43H235V42H232ZM236 43H237V41H236ZM242 43V42H241ZM262 43V42H261ZM20 44V43H19ZM22 44H25V43H22ZM122 44H125V46L124 45H122ZM145 44V43H144ZM150 44V43H149ZM240 44V43H239ZM264 44V43H263ZM122 45V46H121ZM174 45V44H173ZM179 45L181 46V45H183L184 47H185V45L184 44H181V42L179 43ZM200 45V44H199ZM251 45V44H250ZM20 46V45H19ZM123 46H124V48H123ZM129 46V45H128ZM127 46V47H128ZM144 46V45H143ZM180 46H176L177 47V49H178V47H180ZM247 46V45H246ZM264 45H262L261 47H263ZM21 48H19V51H20V53L21 54H23V53H26L27 52V47H25V46H23V45H21L20 46ZM149 47V46H148ZM235 47V46H234ZM251 47V46H250ZM130 48H131V45H130ZM152 48V47H151ZM168 48V47H167ZM167 48H164V49H167ZM233 48V47H232ZM4 49V50H3ZM15 49V48H14ZM129 50V49H128ZM145 50H148V48L146 49L145 48ZM153 50V49H152ZM156 50V49H155ZM154 50V51H155ZM163 50V49H162ZM171 50H173V49H171ZM198 50V49H197ZM132 51V50H131ZM153 51V54H151L153 57H157V55H158V53L156 52V54H155V52ZM165 51V50H164ZM168 51L170 52V53H172L173 54V52H171L170 50H169V48H168ZM177 51V50H176ZM185 51V50H184ZM233 51V50H232ZM248 51V50H247ZM10 52V51H9ZM143 52L144 51H140V53L139 52H137L139 55H137V56H139V57H141V58H143L144 56H146V59H149L150 57H148L147 55H145V54H150V52H149V50H148V52L146 51V53H144V55H143ZM178 52V51H177ZM177 52H176V54H177ZM183 51H181V52H179L180 53V56H181V58H182V55L181 54H183L182 53ZM193 52H195V51H193ZM245 52V51H244ZM142 53V54H141ZM152 53V52H151ZM162 53V52H161ZM167 53V52H166ZM175 53V52H174ZM178 53V54H179ZM200 53V52H199ZM236 53V52H235ZM247 53H249V51L247 52ZM3 54V55H2ZM114 54V55H113ZM172 54H169V55H172ZM185 54V53H184ZM197 54V53H196ZM237 54H239V53H237ZM140 55H143V57L142 56H140ZM159 55H162V56H160L159 58H161V59H163V61L164 62H160L159 61V63H163L164 64V66H166V70H164V72H162V74H161V76L160 77H158L157 78V81H158V83L157 84H155V86L156 85H161V87H162V85L164 86V87H162V89H160V90H163V88H165L166 87V84L164 85L163 84V82L165 81H167L168 79H170V77H171V80H172V78H174V80H172L173 82H171L170 81V84H168L169 85V87H171V89L170 90H172V91H165V90H163L162 92H166L165 94H167V96L169 95L170 97H173L174 98V102H175V100L176 99H178V93H176L175 91H174V88L178 85L177 83H179L178 81H179V79H180V82H181V80H183V79H185V77L182 79V76L184 75V73L183 72H185L186 73V69H187V67H186V65H185V67H186V69H184V65H182L181 67H183V69L184 70H186V71H182V73H181V71H180V68H179V65H178V67H177V65H170L169 63L171 62L167 57V60L168 61H166V58H164L163 57V54H159ZM186 55V54H185ZM21 56V55H20ZM25 56V55H24ZM137 56H134V58L136 57V58H138ZM150 56V55H149ZM151 56V57H152ZM148 57V58H147ZM152 57V58H153ZM155 57V58H156ZM170 57V59L174 62L175 61V59H173V57H174V55L172 56V58H171V56H169ZM176 57V56H175ZM174 57V58H175ZM178 57H179V55H178ZM183 57H184V55H183ZM25 58V57H24ZM28 58H27V61H28ZM118 58H119V56H118ZM123 58H125V57H123ZM152 58H150L149 59V62H150V60L151 61H153L152 60ZM154 58V59H155ZM159 58H157V59H159ZM177 58V57H176ZM21 59V58H20ZM23 59V58H22ZM26 59V58H25ZM120 59V58H119ZM127 59V58H126ZM126 59H124V60H126ZM128 59V60H129ZM180 60V59H179ZM208 60V59H207ZM206 60V62H209V61H207ZM212 60V59H211ZM232 60V59H231ZM24 61V60H23ZM26 61V60H25ZM119 61H123V59H121V60H119ZM135 61V60H134ZM133 61V62H134ZM137 62H138V60H136ZM141 61H142V59H141ZM143 61H145V57H144V59H143ZM142 61V62H143ZM158 61V60H157ZM156 61V65L155 66H159L160 64H158V62ZM170 61V62H169ZM199 61V60H198ZM249 61V60H248ZM251 61V60H250ZM128 62V61H127ZM141 62V63H142ZM149 62H148V64H149ZM155 62V61H154ZM169 62V63H168ZM176 62V61H175ZM194 62H196V61H194ZM25 63V62H24ZM35 63V64H34ZM211 63V62H210ZM241 63V62H240ZM125 64H127L126 62H125ZM124 64V65H125ZM132 64V63H131ZM142 64H145L144 62L142 63ZM200 64H201V61H200ZM206 64V63H205ZM247 64V63H246ZM19 65V64H18ZM32 65V64H31ZM31 65H30V67H31ZM32 65V66H33ZM132 65H134V63L132 64ZM150 65H152V64H150ZM181 65V64H180ZM227 65V64H226ZM243 65V64H242ZM27 66V65H26ZM25 66V67H26ZM33 66V67H34ZM123 66V65H122ZM146 66H147V63H146ZM200 66V65H199ZM142 67H144L143 65H142ZM152 67V66H151ZM189 67V66H188ZM194 67V66H193ZM207 67V66H206ZM223 67H227V66H223ZM223 67L221 66V68L223 69ZM263 67V66H262ZM18 68V67H17ZM28 68V67H27ZM35 68V67H34ZM120 68V69H119ZM125 68V67H124ZM131 67H129V69H130ZM148 68H150V67H148ZM147 68V69H148ZM164 69L165 67H160L159 68V70L160 69ZM178 68V69H177ZM213 68H214V66H213ZM218 68V67H217ZM236 68V67H235ZM28 69H31V68H28ZM126 69V68H125ZM146 69V70H147ZM229 69H231V71H232V68H229ZM234 69V68H233ZM27 70V69H26ZM32 70V73H33V69H31ZM35 70V69H34ZM37 70H38V68H37ZM131 70V69H130ZM132 70H135V69H132ZM132 70H131V72H132ZM215 70V69H214ZM217 70V69H216ZM218 70H220V67H219V69ZM225 70V69H224ZM228 70V69H227ZM118 71V72H117ZM139 71H141V70H139ZM156 71V70H155ZM162 71V70H161ZM205 71H207L206 73V76L207 77H204L205 78V80H204V82L205 81H207V79H208V77L210 78V77H213V80H217L218 81V78L220 77L219 76V74L221 75V76H223V73L222 72H226V70L225 71H219V72H217V74H218V78L217 79H215L214 78V76H212V74H214V71L212 70V69H210V68H208V70H207V68H206V70ZM230 71V72H231ZM249 71V70H248ZM251 71V70H250ZM122 72H125V71H121V73ZM136 72H138V71H136ZM158 72V71H157ZM160 72V71H159ZM159 72H158V74H159ZM229 72V71H228ZM22 73V72H21ZM36 73V72H35ZM34 73V74H35ZM38 73V72H37ZM126 73H127V70H126ZM133 73V72H132ZM131 73V74H132ZM143 73V72H142ZM147 73V72H146ZM154 73H156V72H154ZM201 73V72H200ZM216 73V72H215ZM232 73V72H231ZM39 74V73H38ZM43 74V73H42ZM45 74V75H46ZM130 74V73H129ZM140 74V73H139ZM138 74V75H139ZM148 74V73H147ZM157 74V73H156ZM186 74H188V73H186ZM185 74V75H186ZM205 74V73H204ZM260 74V73H259ZM258 74V75H259ZM133 75V74H132ZM141 75V74H140ZM189 75V77H190V75H191V77L189 78V77H187L188 79H186V80H190V81H187V83L185 82L186 80H183L185 83H186V90L187 89H189L190 88V84L192 85L191 86V88L190 89H192L194 86H195V88H197L198 86H200V88H203L202 86V84L203 83H201V81H198V77L196 76V77H192V75L193 74H188ZM199 75V74H198ZM203 75V74H202ZM239 75V74H238ZM257 75V74H256ZM261 75V74H260ZM35 76H37L36 74H35ZM146 76V78L148 77V78H152V77H150L151 75H149V76H147V75H145ZM179 77V79H178V77ZM187 76V75H186ZM200 76V75H199ZM217 76V75H216ZM32 77V76H31ZM34 77V76H33ZM42 77V76H41ZM143 77V76H142ZM242 77V76H241ZM27 78H28V76H27ZM122 78V77H121ZM134 78H135V76H134ZM176 78H177V80H176ZM255 78V77H254ZM45 79V78H44ZM137 79H139V77H137ZM210 79H212V78H210ZM147 80H149V79H147ZM147 80H143V81H147ZM258 80V79H257ZM151 81V80H150ZM153 81V80H152ZM156 81V80H155ZM163 81V82H162ZM169 81V80H168ZM167 81V82H168ZM182 81V82H183ZM208 81H210V80H208ZM221 81V80H220ZM246 81V80H245ZM255 81V80H254ZM23 82V83H22ZM211 82V81H210ZM219 82V81H218ZM227 82V81H226ZM140 83H142V82H140ZM149 83H151V82H149ZM155 83V82H154ZM212 83H214V82H212ZM225 83V82H224ZM26 84V83H25ZM211 84V83H210ZM221 84V83H220ZM243 84V83H242ZM128 85V84H127ZM140 85V84H139ZM144 85V84H143ZM146 85V84H145ZM149 85V84H148ZM187 85H188V87H187ZM219 85V84H218ZM240 85V84H239ZM220 86V85H219ZM223 86V85H222ZM225 86V85H224ZM245 86V85H244ZM251 86V85H250ZM150 88H151V90L152 89H156L155 90V94H154V92L152 93L153 95H162L161 94V92H160V94H159V92L157 91V89L158 88H156V87H152V85H150L149 86ZM211 86H209V88H210ZM243 87V86H242ZM251 87H253V86H251ZM256 87V86H255ZM200 88H197V89H200ZM222 88V87H221ZM246 88V87H245ZM261 88H263V87H261ZM35 89H37V87L35 88ZM39 89H43V88H39ZM130 89V88H129ZM158 89V90H159ZM167 89V88H166ZM184 89V88H183ZM189 89V90H190ZM205 89V88H204ZM247 89V88H246ZM254 89V88H253ZM120 90V89H119ZM145 90V89H144ZM159 90V91H160ZM258 90V89H257ZM157 91V92H156ZM185 91V90H184ZM201 91H203V90H201ZM200 90H197V91H195L194 90V92L192 93H189L190 95L192 94H194L195 92V94H198V92H201ZM207 91V90H206ZM225 91V90H224ZM238 91V90H237ZM236 91V92H237ZM246 91V90H245ZM42 92V91H41ZM130 92H133V91H130ZM136 92V91H135ZM149 92V91H148ZM209 92V91H208ZM216 92H217V89H216ZM231 92V91H230ZM247 92H248V90H247ZM249 92H250V90H249ZM248 92V93H249ZM78 93V94H77ZM137 93H139V92H137ZM143 93V92H142ZM145 93V92H144ZM156 93H158V94H156ZM228 93V92H227ZM246 93V92H245ZM247 93V94H248ZM119 94V93H118ZM164 94V93H163ZM164 94V95H165ZM188 94V95H189ZM194 94V96H196ZM209 94V93H208ZM207 94V95H208ZM222 94V93H221ZM230 94V93H229ZM236 94L237 93H235L234 95L236 96ZM240 94V93H239ZM238 94V95H239ZM123 95V94H122ZM141 95L142 94H140V97H141ZM163 95V96H164ZM188 96L189 98H192L191 96ZM228 95V94H227ZM232 95H233V93H232ZM234 95H233V98H234ZM242 95H243V93H242ZM249 95H250V93H249ZM91 96H93V99L92 98H90ZM124 97L126 96V94L124 93V95H123ZM231 96V95H230ZM229 95L228 96H226V97H228V99H230L229 97H230ZM244 96H247V95H244ZM260 96H263V95H260ZM259 96V97H260ZM142 97H143V95H142ZM187 97V96H186ZM250 97V96H249ZM253 97V96H252ZM255 98H256V96H254ZM258 97V96H257ZM258 97V98H259ZM264 97V96H263ZM95 98H97V99H95ZM135 98V97H134ZM144 98H147L146 96H144ZM154 98H155V96H154ZM158 98V97H157ZM161 98L162 99H164V98H166L165 96H164V98L161 96ZM223 98V97H222ZM238 98V97H237ZM236 98V99H237ZM107 99V100H106ZM109 99V100H108ZM117 99V98H116ZM125 99H126V97H125ZM149 99V98H148ZM159 100H160V98H158ZM199 99H201V98H199ZM205 99V98H204ZM210 99V98H209ZM236 99H234L235 101H237ZM239 99H242L241 97L239 98ZM96 100V101H95ZM122 100V99H121ZM128 100V99H127ZM140 100V99H139ZM138 100V101H139ZM144 100V99H143ZM172 99H170V100H168L169 102L171 101ZM196 100V99H195ZM207 100V99H206ZM206 100H204V101H206ZM224 100H227L226 98L224 99ZM254 100H256L257 101V99H254ZM260 100H263V99H260ZM142 101V100H141ZM141 101H139V102H141ZM161 101V100H160ZM198 101V100H197ZM228 101V100H227ZM239 101V100H238ZM244 101V100H243ZM130 102H134V100L133 101H130ZM162 102V101H161ZM173 102V101H172ZM172 102H171V104H172ZM186 102V101H185ZM207 102V101H206ZM225 102V101H224ZM250 102H251V100H250ZM253 102V101H252ZM260 102V101H259ZM128 103H129V101H128ZM158 103V102H157ZM163 103V102H162ZM176 103V102H175ZM175 103H173V105L175 104ZM187 103H189V101L187 102ZM198 103V102H197ZM200 103V102H199ZM198 103V104H199ZM226 103V102H225ZM229 103L230 102H227V104L229 105ZM231 103H233V102H231ZM234 103H236V102H234ZM239 103H241V102H239ZM140 104V103H139ZM155 104V103H154ZM160 104V103H159ZM164 104V103H163ZM177 104H178V102H177ZM177 104H175V105H177ZM193 104V103H192ZM196 104V103H195ZM125 105H128V104H125ZM135 105V104H134ZM133 105V106H134ZM158 105V104H157ZM202 105H204V104H202ZM207 105V104H206ZM233 105H235V104H232V106ZM236 105H239L240 106V104H236ZM236 105H235V107H236ZM249 105V104H248ZM130 107L129 108H131V105H129ZM136 106H138V105H136ZM141 106V105H140ZM139 106V107H140ZM160 106V105H159ZM231 106V107H232ZM242 106V105H241ZM244 106V105H243ZM246 106V105H245ZM259 106V105H258ZM135 107V106H134ZM235 107H233V108H235ZM255 107V106H254ZM121 108V107H120ZM157 108H159V107H157ZM162 108V107H161ZM125 109V108H124ZM160 109V108H159ZM193 109V108H192ZM191 109V110H192ZM242 109V108H241ZM260 109V108H259ZM122 110V109H121ZM127 110V109H126ZM138 110H140V109H138ZM161 110V109H160ZM162 110H163V108H162ZM161 110V111H162ZM189 110V109H188ZM232 110V109H231ZM137 111V110H136ZM196 111V110H195ZM194 111V112H195ZM201 111V110H200ZM209 111V110H208ZM233 111H235V110H233ZM115 112V111H114ZM131 112V111H130ZM139 112H141V110L139 111ZM153 112V111H152ZM156 112V111H155ZM210 112V111H209ZM239 112H241L240 110H239ZM238 112V113H239ZM246 112V111H245ZM245 112H241L240 113V115H242L243 113H245ZM115 113H118V112H115ZM120 113V112H119ZM135 114V111H133L131 114ZM154 113V112H153ZM164 113V112H163ZM200 113V112H199ZM259 113H261V112H259ZM70 114H71V112H70ZM79 114V113H78ZM133 114V115H134ZM142 114H144V111L142 110V112H141V114L140 113H138V115H141L142 116ZM161 114V113H160ZM159 114V115H160ZM203 114H204V112H203ZM225 114V113H224ZM247 114V113H246ZM255 114H257V113H255ZM254 114V115H255ZM80 115V114H79ZM83 115V114H82ZM154 116H155V113L153 114ZM157 115V114H156ZM169 115V114H168ZM197 115V114H196ZM205 115V114H204ZM210 115V114H209ZM209 115H207V116H209ZM213 115V114H212ZM212 115H211V117H212ZM238 115V114H237ZM245 114H243V116H244ZM71 116V115H70ZM136 116H137V114H136ZM165 116V115H164ZM163 116V117H164ZM171 116V115H170ZM198 116V115H197ZM231 116V115H230ZM248 116V115H247ZM256 116V115H255ZM71 117H74V116H71ZM70 117V118H71ZM134 118H133V120H135V121H137L136 119H135V115L133 116ZM140 117V116H139ZM138 116H137V118H139ZM162 117V116H161ZM166 117H169V116H166ZM132 118V117H131ZM130 118V119H131ZM141 118V117H140ZM139 118V119H140ZM143 118V117H142ZM141 118V119H142ZM165 118V117H164ZM172 118V117H171ZM190 118V117H189ZM210 118V117H209ZM76 119V118H75ZM157 119V124H158V126L160 127V128H162V123L165 121V119H167V118H165L164 119V121L163 122H161L160 120V118H159V116H158V118H156ZM246 119V118H245ZM257 119V118H256ZM69 120H73V118H71V119H69ZM91 120V119H90ZM155 120V119H154ZM169 120V119H168ZM211 120H212V118H211ZM259 120V119H258ZM264 120V119H263ZM170 121H172V119L170 120ZM94 122V121H93ZM108 122V121H107ZM126 122H127V120H125V123H124V121H123V123L124 124H119V123H113L112 122V124L111 125H113L112 127H110V128H108L109 129V133H106V135H104L103 136V134L101 133L102 131L100 130H98L99 132H96V131H94L95 132V134L96 135H94V136H92L94 133H91L90 135H88L87 136V139L89 140V141H91V145L92 146H90V147H92L93 148V150H94V152H92L91 150V154H93V153H95V154H93L92 156H94L95 155V158L97 157L98 158V162L97 161H95V163L97 162L98 164H96L95 165V167H91L92 169H93V171H91V168H89V165H88V163H87V160L85 161V158H83V156H81L80 155V157H82L81 159H82V163H81V165L83 166V168H84V172L83 173H87V178H88V181H89V184H90V189L92 188V190H89L90 191V194L92 193V195L94 194L93 193V191H94V189L96 188V190H97V188L98 189H100L101 190V197H100V199H101V201H102V203H104L103 205H104V210H105V213H106V215L108 216V218H109V223H108V221H107V223H106V225H107V227H108V232H106V231H104L103 233H105V235H107L108 234V236H109V238L111 239V241H112V243H113V245L115 244V242L117 243V245H114V246H116L117 248H120L118 251H120V255L119 256H121V259H120V261H118L120 264H133L134 263V261H137V259H138V256H140V255H138V256H136L135 254H134V251H135V249L136 250H138V248H140V247H142V252L144 253V249H145V247L146 246H148L149 245V241H151L150 239H151V237H150V239L147 237V233H145L148 229V227H146L147 225H148V223H147V221L148 222H151V221H149L148 219H147V217L145 218V216H144V212L142 211L143 209H139L140 207H143V203L141 202V203H139V201L140 200H144L145 202H149L150 201V199H149V197L151 198L152 197V195L150 194V192H148V190H147V188H146V186L144 185V181L140 178V177H136L135 175H134V172H132V171H130L129 170V168H128V166H125L126 164H130V163H128V155L124 152V151H126L127 149H128V145L126 144V143H124V142H122L121 143V140H123L124 139V137L126 136L125 134V132H123L124 131V129H126L125 127L127 126V124H126ZM129 122V121H128ZM127 122V123H128ZM133 122V121H132ZM155 122V121H154ZM168 122V121H167ZM208 122H210V121H208ZM256 122H259V121H256ZM256 122H255V124H256ZM261 122V121H260ZM259 122V123H260ZM263 122V121H262ZM104 123H105V121H104ZM141 123V122H140ZM170 123V122H169ZM247 123H248V121H247ZM191 124V123H190ZM195 125H196V123H194ZM194 124H191V126H194ZM206 124V123H205ZM223 124V123H222ZM258 124V123H257ZM262 125H264L263 123H261ZM86 125V124H85ZM107 125H108V123H107ZM110 125V124H109ZM165 126H166V124H164ZM167 125H168V123H167ZM170 125V124H169ZM168 125V126H169ZM88 126V125H87ZM98 126H100V125H98ZM103 126V125H102ZM157 126V128L158 129H160L159 127ZM171 126V125H170ZM169 126V127H170ZM173 126H174V124H173ZM172 126V127H173ZM201 126V125H200ZM213 126V125H212ZM224 126V125H223ZM254 126V125H253ZM101 127V126H100ZM177 127V126H176ZM215 127V126H214ZM250 127V126H249ZM255 127V126H254ZM254 127H252V128H254ZM260 127V126H259ZM263 127V126H262ZM104 128V127H103ZM134 128V127H133ZM167 128V127H166ZM189 130H191L192 128L190 127H187ZM220 128H222V127H220ZM231 128V127H230ZM163 129V128H162ZM168 129V128H167ZM175 129V128H174ZM173 129V130H174ZM200 129V128H199ZM255 129V128H254ZM104 130V129H103ZM165 130V129H164ZM193 130V129H192ZM203 130H205V129H203ZM224 130V129H223ZM89 131V130H88ZM161 131V130H160ZM167 131V130H166ZM186 131H187V129H186ZM194 131V130H193ZM221 131V130H220ZM104 132V131H103ZM159 132V131H158ZM170 132V131H169ZM169 132H167L168 134H169ZM175 132H177V131H175ZM180 132V131H179ZM178 132V133H179ZM184 132V135H185V137L184 138H182V139H184L185 140V138H186V140H188V138L189 137H186V134H185V128H184V131H182L181 133H183ZM195 132V131H194ZM227 132V131H226ZM161 133H162V131H161ZM167 133H165V134H167ZM187 133V132H186ZM196 133V132H195ZM222 133V132H221ZM241 133V132H240ZM243 133V132H242ZM89 134V133H88ZM164 133H163V135L162 136H164L165 135ZM171 134H172V132H171ZM180 134V133H179ZM194 134V133H193ZM209 134V133H208ZM207 134V136L209 137V135ZM211 134V133H210ZM214 135H212L213 137H215V133H213ZM228 134V133H227ZM173 135V134H172ZM189 135V134H188ZM192 135V134H191ZM229 135V134H228ZM239 135V134H238ZM243 135V134H242ZM96 136V137H95ZM152 136V135H151ZM177 136V135H176ZM197 136V135H196ZM203 136H205V135H203ZM148 137V136H147ZM198 137V136H197ZM201 138H202V136H200ZM226 137V136H225ZM228 137H230V136H228ZM243 137H245V136H243ZM247 137H249V136H247ZM121 138H123V139H121ZM126 138V137H125ZM199 138V137H198ZM207 138V137H206ZM210 138V137H209ZM239 138V137H238ZM86 139V138H85ZM105 139L107 140V141H105ZM174 139V138H173ZM189 139H191V138H189ZM193 139H195V138H193ZM211 139H213V138H210V139H208V140H211ZM216 139H217V137H216ZM229 139V138H228ZM235 139V138H234ZM162 140V139H161ZM164 140H166V139H164ZM178 140V139H177ZM176 140V141H177ZM181 140V139H180ZM201 140V139H200ZM204 140V139H203ZM207 140V139H206ZM207 140V141H208ZM218 140H222V139H218ZM239 140H241V137L239 138ZM85 141H87V140H85ZM155 141V140H154ZM156 141H157V139H156ZM159 141V140H158ZM163 141V140H162ZM176 141H175V143H176ZM182 141V140H181ZM189 141V140H188ZM215 140H213V142H214ZM226 141V140H225ZM242 141H244V140H242ZM241 141V142H242ZM247 142H248V140H246ZM245 141V142H246ZM88 142V141H87ZM107 142L108 143H110V144H107ZM160 142V141H159ZM184 142V144H185V141H183ZM190 142V141H189ZM211 142H212V140H211ZM223 142V141H222ZM221 142V145L223 144ZM237 142H239V141H237ZM252 142V141H251ZM253 142H254V139H253ZM252 142V144L253 145H251L250 144V146H255L254 145V143ZM170 143V142H169ZM172 143V142H171ZM174 143V142H173ZM187 143V142H186ZM192 143H193V141H192ZM195 143H197V142H195ZM205 143V142H204ZM228 143V142H227ZM248 143H250V142H248ZM95 144V146H93ZM119 144H121L120 146L123 148V150L124 151H121V149L120 148H118V146L117 145H119ZM177 144H178V142H177ZM203 144V143H202ZM207 144H209V142H207ZM213 144V143H212ZM217 144V143H216ZM220 144V143H219ZM236 144V143H235ZM235 144H233V145H235ZM257 144V143H256ZM81 145V144H80ZM172 145V144H171ZM174 145V144H173ZM179 145V144H178ZM190 145V144H189ZM230 144H228V146H229ZM246 145V144H245ZM119 146V147H120ZM168 146V145H167ZM212 146V145H211ZM213 146H215V145H213ZM223 146V145H222ZM227 146V147H228ZM249 146V147H250ZM176 147V146H175ZM181 147V146H180ZM179 147V148H180ZM226 147V146H225ZM259 147H261V146H259ZM174 148V147H173ZM178 148V149H179ZM216 148V147H215ZM221 148H223V147H221ZM228 148H231L230 146L228 147ZM238 148H240V147H233L232 146V148H231V152H229V153H226L227 155H229V156H226V157H224V161L226 162L227 160V163H229V162H232L233 161V166H236V167H238L237 165V163L239 162V164H240V162H242L241 161V159H239L240 157H239V155H241L242 154V150H241V148H240V150L238 149ZM256 149H258L257 147H255ZM255 148H253V149H255ZM263 148V147H262ZM141 149V148H140ZM168 149V148H167ZM182 149V148H181ZM212 149V148H211ZM220 149V148H219ZM243 149V148H242ZM246 149V148H245ZM264 149V148H263ZM216 150V149H215ZM222 150H224V148L222 149ZM221 150V151H222ZM261 150V149H260ZM145 151V150H144ZM181 151H183V149L181 150ZM217 152L219 151V150H216ZM252 151V150H251ZM164 152V151H163ZM167 152V151H166ZM173 152H175V151H173ZM191 152V151H190ZM223 152V151H222ZM253 152V151H252ZM90 153V152H89ZM198 153V152H197ZM258 153V152H257ZM80 154H81V151H80ZM167 154V153H166ZM171 154V159H173V157H174V155H175V153L174 154H172V153H170ZM169 154V155H170ZM177 154H179V153H177ZM187 154V153H186ZM210 154V153H209ZM144 155V154H143ZM181 155V154H180ZM247 155H248V153H247ZM250 155H251V153H250ZM173 156V157H172ZM191 156H192V154H191ZM242 156V155H241ZM255 156V155H254ZM253 155H252V157H254ZM258 156V155H257ZM261 156V155H260ZM85 157H88V155L86 156L85 155ZM145 157L146 156H144V158L143 159H141V160H143V161H145V162H149V161H151L152 162V158L151 157H146V159H145ZM169 157V156H168ZM207 157V156H206ZM217 157H219V159H222L223 160V156H222V158H221V156H217ZM229 159H228V158ZM238 157V160H236V158ZM251 157V158H252ZM101 158V159H100ZM175 158V157H174ZM200 158V157H199ZM225 158H227V159H225ZM244 158V157H243ZM261 158V157H260ZM145 159V160H144ZM166 159H167V157H166ZM165 159V160H166ZM169 159V158H168ZM168 159H167V161H168ZM207 159V158H206ZM209 159H211V158H209ZM208 159V160H209ZM213 159V158H212ZM258 159H259V157H258ZM140 160V161H141ZM186 160V159H185ZM203 160V159H202ZM217 160H218V158H217ZM247 160V159H246ZM254 160H255V158H254ZM262 160V159H261ZM260 160V161H261ZM176 161V160H175ZM206 161V160H205ZM211 161V160H210ZM214 161H215V159H214ZM221 161V160H220ZM224 161H223V163H224ZM236 161H237V163H236ZM166 162V161H165ZM168 162H172V161H170V159H169V161ZM168 162H167V164H168ZM177 162V161H176ZM203 162H204V160H203ZM208 162V161H207ZM212 162V161H211ZM256 162H258V160H256ZM141 163V162H140ZM173 163V162H172ZM172 163H171V165H172ZM253 163V162H252ZM150 164V163H149ZM180 164V163H179ZM209 164V163H208ZM226 164V163H225ZM230 164V163H229ZM229 164H227V166H229V167H233L231 164V166L229 165ZM142 165H145L143 162H142ZM141 165V166H142ZM146 165H148V164H146ZM169 166H171L170 164H168ZM205 165V164H204ZM206 165H207V163H206ZM210 165H211V163H210ZM194 166V165H193ZM196 166V165H195ZM199 166V165H198ZM200 166H201V164H200ZM127 169H126V168ZM164 167V166H163ZM201 167H204V166H201ZM222 167V166H221ZM137 168V167H136ZM196 168V167H195ZM216 168V167H215ZM126 169V170H125ZM173 169V168H172ZM201 169V168H200ZM209 169V168H208ZM220 169V168H219ZM248 169V168H247ZM258 169V168H257ZM264 169V168H263ZM206 170V169H205ZM211 170V169H210ZM213 170V169H212ZM223 170V169H222ZM251 170H252V168H251ZM125 171H127V172H125ZM128 171H130V172H128ZM190 171V170H189ZM225 171H227V170H225ZM224 171V172H225ZM247 171V170H246ZM147 172V171H146ZM197 172H198V169H197ZM201 171H199V173H200ZM206 172V171H205ZM210 172V171H209ZM208 172V173H209ZM219 172V171H218ZM245 172V171H244ZM132 173H133V177H131V175H132ZM139 173V172H138ZM142 173V172H141ZM190 173V172H189ZM204 173V172H203ZM213 173V172H212ZM235 173H236V171H235ZM246 173V172H245ZM259 173V172H258ZM143 174V173H142ZM141 174V175H142ZM147 174V173H146ZM192 174V173H191ZM223 174V173H222ZM247 174V173H246ZM252 174V173H251ZM195 175H196V173H195ZM197 175H198V173H197ZM196 175V176H197ZM228 175H229V173H228ZM234 175V174H233ZM242 175H244V174H242ZM248 175V174H247ZM247 175H244L245 177L247 176ZM255 176V175H254ZM253 176V177H254ZM257 176V175H256ZM255 176V177H256ZM259 176V175H258ZM190 177V176H189ZM202 177V176H201ZM218 176H216V177H212V178H217ZM233 177V176H232ZM231 177V178H232ZM254 177V178H255ZM264 177V176H263ZM86 178V177H85ZM146 178H147V176H146ZM191 179L193 178V177H190ZM195 178H198V177H195ZM195 178H193L194 180H195ZM200 178V177H199ZM212 178H208V179H212ZM219 178H221V177H218L216 180H217V182H218V180H219ZM241 178V177H240ZM254 178H252L253 180H254ZM258 178V177H257ZM262 178V177H261ZM180 179H181V177H180ZM187 179V178H186ZM222 179V178H221ZM220 179V180H221ZM233 179V178H232ZM231 179V180H232ZM250 179V178H249ZM149 180V179H148ZM169 180H170V178H169ZM176 180V179H175ZM197 180V179H196ZM215 180V179H214ZM213 180V182H212V180L210 181V182H212V183H215V181ZM225 180V179H224ZM255 180H257L256 178H255ZM259 180V179H258ZM261 180V179H260ZM259 180V181H260ZM262 180H264V178L262 179ZM262 180H261V182H262ZM162 181V180H161ZM168 181V180H167ZM178 181V180H177ZM185 181V180H184ZM234 181H236L235 179H234ZM244 181V180H243ZM247 181H248V179H247ZM250 181V180H249ZM202 182V181H201ZM217 182H216V184H217ZM222 182H224V181H222ZM226 182H228V181H226ZM225 182V183H226ZM166 183V182H165ZM178 183V182H177ZM191 183V182H190ZM196 183H198V181H196ZM218 183H220V182H218ZM249 183V182H248ZM247 183V184H248ZM259 183V182H258ZM184 184V183H183ZM187 184V183H186ZM198 184H200V183H198ZM204 184H207V182L206 183H204ZM215 184V185H216ZM234 184V183H233ZM237 184H241L238 180H237ZM244 184V183H243ZM242 184V185H243ZM147 185H148V183H147ZM150 185V184H149ZM159 185V184H158ZM158 185H156V186H158ZM176 185V184H175ZM185 185V184H184ZM201 185V184H200ZM200 185H198V186H200ZM208 185H210V184H208ZM207 185V186H208ZM212 185V184H211ZM229 185V184H228ZM235 185V184H234ZM251 185V184H250ZM72 183L70 184H68V190H67V200H66V202H65V205H64V207H63V210H62V212H61V214L58 216V220H57V226H56V232H55V238H54V244H53V250H52V252L49 254V257H48V260H47V262L45 263V264H81L80 263V250H79V247L80 246H78V240H79V238L77 237V230H76V227H75V221H74V211H72V207H73V190H72ZM92 186V187H91ZM100 186V187H99ZM172 186H173V184H172ZM190 186V185H189ZM232 186V185H231ZM237 186V185H236ZM247 186V185H246ZM95 187V188H94ZM159 187V186H158ZM203 187V186H202ZM248 187V186H247ZM179 188V187H178ZM198 188V187H197ZM214 188V187H213ZM216 188V187H215ZM214 188V189H215ZM226 188V187H225ZM254 188H256V187H254ZM263 188H264V186L262 187V190H263ZM149 189V188H148ZM150 189H153V188H150ZM149 189V190H150ZM157 189H159L160 190V188H157ZM205 189V188H204ZM207 189H209L208 187H207ZM237 189V188H236ZM247 189V188H246ZM159 190H156V188H155V190L153 191V192H156V191H159ZM162 191H160V192H158V195H159V193H162L165 189H164V187L161 189ZM187 190H188V188H187ZM193 189H191V191H192ZM200 190V194H202L201 193V189H199ZM199 190H197L198 191V193H199ZM213 190V189H212ZM240 190H241V188H240ZM243 190V189H242ZM241 190V191H242ZM256 190V189H255ZM99 191V190H98ZM152 191V190H151ZM182 191H184V190H182ZM240 191V192H241ZM260 192H264V191H261V190H259ZM187 192V191H186ZM185 192V193H186ZM205 192V191H204ZM210 192V191H209ZM225 192V191H224ZM254 192V191H253ZM96 193V192H95ZM175 193V192H174ZM182 193V192H181ZM221 193H223V192H221ZM148 194L149 195H151V196H149L148 198H147V196H148ZM153 194V193H152ZM197 194V193H196ZM225 194V193H224ZM224 194H222V195H224ZM246 194V193H245ZM257 194V193H256ZM98 195H99V193H98ZM99 195V196H100ZM154 195V194H153ZM191 195V194H190ZM204 195V194H203ZM221 195V196H222ZM156 196H157V193H156ZM193 196V195H192ZM196 196V195H195ZM237 196V195H236ZM235 196V197H236ZM250 196V195H249ZM96 197V196H95ZM136 198V199H138L139 201H136V202H134V200H133V198ZM169 197V196H168ZM191 197V196H190ZM217 197H219V196H217ZM223 197V196H222ZM227 197V196H226ZM225 197V198H226ZM253 197V196H252ZM259 197H260V195H259ZM90 198V197H89ZM97 198H98V196H97ZM96 198V199H97ZM142 198V199H141ZM156 198H158V197H156ZM188 198V197H187ZM225 198H224V200H225ZM239 198V197H238ZM243 198H245V197H243ZM242 198V199H243ZM256 198V197H255ZM264 198V197H263ZM102 199H104V200H102ZM149 199V200H148ZM171 199V198H170ZM179 199V198H178ZM214 200L216 199V198H213ZM219 199V198H218ZM231 199V198H230ZM241 199V200H242ZM74 200H75V197H74ZM152 200V199H151ZM220 200V199H219ZM227 200V199H226ZM254 200V199H253ZM252 200V201H253ZM258 200V199H257ZM97 201H98V199H97ZM104 201V202H103ZM153 202H154V200H152ZM169 201V200H168ZM167 201V202H168ZM179 201V200H178ZM216 201V200H215ZM237 201H239V200H237ZM244 201V200H243ZM255 201V200H254ZM145 202H144V204H145ZM170 202V201H169ZM225 202V201H224ZM235 202V201H234ZM146 203V204H147ZM154 203H157V201L156 202H154ZM178 203V202H177ZM194 203V202H193ZM227 203V202H226ZM243 203V202H242ZM247 203V202H246ZM262 203V202H261ZM75 204V203H74ZM96 204V203H95ZM149 204V203H148ZM253 204V203H252ZM260 204V203H259ZM102 205V204H101ZM102 205V206H103ZM150 205V204H149ZM167 205H170V204H167ZM231 205H233L232 204V201H231ZM234 205H235V203H234ZM254 205L256 206V204L254 203ZM262 205V204H261ZM144 206H146V205H144ZM155 206V205H154ZM154 206H152V207H154ZM178 206V205H177ZM204 206V205H203ZM215 206V205H214ZM216 206H218L217 204H216ZM215 206V207H216ZM220 206V205H219ZM236 206V205H235ZM149 207H151V206H149ZM159 207V206H158ZM168 207V206H167ZM233 207V206H232ZM187 208V207H186ZM218 208V207H217ZM225 208V207H224ZM224 208L222 209L221 208V211H223L224 210ZM234 208V207H233ZM146 209V208H145ZM144 209V210H145ZM176 209H178V208H176ZM208 209H209V207H208ZM242 209V208H241ZM149 210V209H148ZM165 210V209H164ZM170 210V209H169ZM188 210V209H187ZM212 210V209H211ZM229 210V209H228ZM227 210V211H228ZM258 210H259V208H258ZM150 211V210H149ZM195 211V210H194ZM213 211V210H212ZM226 211V210H225ZM224 211V212H225ZM226 211V212H227ZM230 211V210H229ZM246 211H247V209H246ZM256 211V210H255ZM74 212V213H73ZM202 212H203V210H202ZM233 212V211H232ZM262 212V211H261ZM146 213H148V211H146ZM160 213V212H159ZM217 213V212H216ZM237 213V212H236ZM249 213V212H248ZM251 213H253V211L251 212ZM250 213V214H251ZM184 214H186V212L185 213H183V215ZM189 214V213H188ZM193 214V213H192ZM204 214H208V213H203V215ZM211 214H212V212H211ZM150 215V213H148V215H146V216H149ZM153 215V217H155L154 216V214H152ZM180 215V214H179ZM210 215V214H209ZM221 215V214H220ZM224 215V214H223ZM245 215V214H244ZM255 215V214H254ZM216 216H218L217 214H216ZM241 216V215H240ZM242 216H243V214H242ZM263 216H264V212H263ZM159 217V216H158ZM186 217V216H185ZM184 217V218H185ZM221 217V216H220ZM226 215H224V217H221V218H225V220H226ZM245 217V216H244ZM244 217H242V218H244ZM249 217V216H248ZM254 217H256V216H254ZM253 217V218H254ZM103 218L106 220V218L104 217V215H103ZM140 218H141V221H140ZM149 218V217H148ZM182 218V217H181ZM180 218V219H181ZM193 218V217H192ZM219 217H217V219H218ZM219 219V220H223V219ZM249 218H251V217H249ZM151 219V218H150ZM183 219V218H182ZM196 219V218H195ZM211 219V218H210ZM209 219V220H210ZM240 219V218H239ZM162 220H163V218H162ZM168 220H170V218H168ZM188 220V219H187ZM218 220V221H219ZM233 220V219H232ZM231 220V221H232ZM256 220V219H255ZM161 221V220H160ZM186 221V220H185ZM204 221V220H203ZM202 221V222H203ZM206 221V220H205ZM207 221H208V219H207ZM211 221V220H210ZM214 221V220H213ZM260 221V220H259ZM142 222L145 224V226H144V228L141 230V232H143V234H142V236L139 234V230L141 229L140 228V224L142 225ZM224 222V221H223ZM241 222H243V221H241ZM104 224H105V222H103ZM183 223V222H182ZM199 223V222H198ZM204 223V222H203ZM202 223V224H203ZM263 223V222H262ZM152 224V223H151ZM165 224H166V222H165ZM171 224V223H170ZM194 224H195V222H194ZM229 224V223H228ZM237 224V223H236ZM254 224V223H253ZM158 225V224H157ZM198 225V224H197ZM209 225V224H208ZM221 225V224H220ZM231 225V224H230ZM234 225V224H233ZM232 225V226H233ZM238 225V224H237ZM243 224H241V225H239V226H241V227H243L242 226ZM263 225V224H262ZM162 226V225H161ZM187 226V225H186ZM213 226V225H212ZM212 226H210V227H212ZM223 226V225H222ZM226 226H228V225H226ZM231 226V227H232ZM163 227V226H162ZM162 227H160V228H162ZM164 227H166V233H168V228H167V226L165 225ZM181 227H183V226H181ZM204 227H206V226H204ZM219 227V226H218ZM234 227V226H233ZM237 227V226H236ZM260 227V226H259ZM104 228H105V225H104ZM159 228V229H160ZM199 228H200V226H199ZM224 227H222V229H223ZM230 228V227H229ZM238 228V227H237ZM245 228V227H244ZM120 232V234H119V232L117 231V230ZM178 229V228H177ZM187 229V228H186ZM202 229H204V228H202ZM217 229V228H216ZM225 229V228H224ZM95 230H96V227H95ZM161 230V229H160ZM212 230H214V229H212ZM217 230H219V228L217 229ZM236 230V229H235ZM242 230V229H241ZM241 230H240V232H241ZM163 232H164V228H163V230H162ZM162 231H160L161 232V235H162ZM180 231H181V229H180ZM198 231V230H197ZM201 231V230H200ZM263 231H264V229H263ZM96 232V231H95ZM207 232H208V230H207ZM217 232V231H216ZM216 232H214L213 231V234L214 233H216ZM220 232H221V230H220ZM112 233L114 234V236H112ZM159 233V232H158ZM172 233V232H171ZM193 233V232H192ZM198 233V232H197ZM201 233V232H200ZM212 233V232H211ZM210 233V234H211ZM228 233L229 234H227V237H225V239L227 238L228 240L232 237V233H231V229L230 230H228ZM117 234V235H116ZM145 234H147L146 235V239H145ZM150 234V233H149ZM164 235H162V236H165V233H163ZM168 234H170V232L168 233ZM167 234V235H168ZM226 234H224L225 236H226ZM236 234H238V233H236ZM240 234V233H239ZM243 234H244V231H243ZM218 235V234H217ZM223 235V236H224ZM103 236V240H104V238H105V236H104V234L102 235ZM148 236H151V235H148ZM169 236V235H168ZM253 236H254V234H253ZM170 237H172V236H170ZM222 237V236H221ZM246 237V236H245ZM248 237V236H247ZM115 238H117V240L115 239ZM148 238V239H147ZM161 238V237H160ZM160 238H158V242H159V239ZM163 238V237H162ZM233 238V237H232ZM236 238V237H235ZM242 238V237H241ZM248 238H251V237H248ZM248 238H243L244 239V244H242L241 245V243H239L241 246L240 247H242L243 248V251H244V249L246 250V252L248 251L247 249H249L250 250V248H251V246H253L252 244H250L249 242H250V240L251 239H248ZM106 239V238H105ZM110 239H108L107 238V240H108V242L110 241ZM164 239V238H163ZM167 237L164 239V241L163 242H161L162 244H160V245H162V247L163 248H161V246H159L160 247V250H161V252H162V250H165V252L167 251L168 253L167 254H170V256H171V258L172 259H170L168 256H167V258L169 259V261L165 258L166 257V254H165V256H163L167 261H165L164 259H163V257H160V256H158V257H160V258H162L164 261H163V263H162V261L160 262L161 264H165L166 262H167V264L168 263H170V262H174V263H171V264H205L206 262H208L209 261V259H208V261L206 260V258H207V256H211V254H209V253H207L208 251L207 250H209V249H207V248H205V249H207L206 251V255H202V254H200V253H203V252H197V253H199L200 255L198 256V255H194V254H192L191 255V253H189L188 251H182L181 249H179L178 250V248H175V245H173V243L171 242H168L167 240ZM202 239V238H201ZM221 239V238H220ZM224 239V240H225ZM226 239V240H227ZM147 240V241H146ZM149 240V241H148ZM156 240V239H155ZM161 240V239H160ZM195 240V239H194ZM216 240V239H215ZM214 240V241H215ZM223 241V240H222ZM104 242H106V240L104 241ZM168 242V243H167ZM209 242V241H208ZM220 242V241H219ZM225 241H223V243H224ZM103 243V242H102ZM110 243V242H109ZM112 243H110V244H112ZM156 243V242H155ZM206 243V242H205ZM222 243V242H221ZM231 243V242H230ZM210 244V243H209ZM212 244V243H211ZM226 245H228L227 243H225ZM233 244V243H232ZM236 244V243H235ZM249 244L251 245L250 247H249ZM80 245V244H79ZM104 245V244H103ZM155 245V244H154ZM218 245V244H217ZM234 245V244H233ZM180 246V245H179ZM204 246H205V244H204ZM213 246V245H212ZM219 246V245H218ZM222 246L223 245H220L219 247H218V251L217 252H219V251H221V249H222ZM229 246H231V244L229 245ZM104 247V246H103ZM105 247H106V244H105ZM104 247V248H105ZM164 247H165V249H164ZM206 247V246H205ZM214 247V246H213ZM224 247V246H223ZM116 248V249H117ZM184 248V247H183ZM208 248H210V247H208ZM216 248V247H215ZM232 248H233V246H232ZM253 248V247H252ZM141 249V248H140ZM186 249V248H185ZM217 249V248H216ZM146 250H147V248H146ZM191 250V249H190ZM231 250V249H230ZM234 250V249H233ZM232 250V251H233ZM242 250V249H241ZM239 251L238 250V253H244V252H242V251ZM157 251V250H156ZM197 251V250H196ZM201 251H203V250H201ZM214 251V250H213ZM236 251V250H235ZM251 251V250H250ZM140 252V251H139ZM154 252H155V250H154ZM164 252V251H163ZM162 252V253H163ZM164 252V253H165ZM249 252V251H248ZM248 252H247V254H248ZM251 252H254V254H255V251L254 250H252ZM262 252H264V251H262ZM261 252V253H262ZM211 253H212V251H211ZM237 253V252H236ZM237 253V255H239ZM141 254V253H140ZM148 254V253H147ZM157 254V253H156ZM196 254V253H195ZM221 254L222 255H220V257H229L230 256V251L226 248V249H224V251H223V253L221 252ZM242 254H240V255H242ZM246 254V253H245ZM159 255H162V254H159ZM194 255V256H193ZM215 255V254H214ZM219 255V254H218ZM143 256V255H142ZM198 256V257H197ZM243 256V255H242ZM248 256V255H247ZM118 257V256H117ZM232 256H230V258H231ZM120 258V257H119ZM118 258V259H119ZM157 258V257H156ZM233 258V257H232ZM141 259L139 258V261H140ZM161 260V259H160ZM171 260V261H170ZM211 260V259H210ZM237 260V259H236ZM235 260V261H236ZM165 262V263H164ZM139 263V262H138ZM137 263V264H138ZM208 263H210V262H208ZM145 264H146V262H145Z\"/></svg>","mask_w":264,"mask_h":264},{"label":"water","instance_id":"95a60500","mask_svg":"<svg viewBox=\"0 0 264 264\" xmlns=\"http://www.w3.org/2000/svg\"><path fill=\"white\" fill-rule=\"evenodd\" d=\"M67 137L39 108L0 82V264H45L75 184L86 194Z\"/></svg>","mask_w":264,"mask_h":264}]
</instances>
